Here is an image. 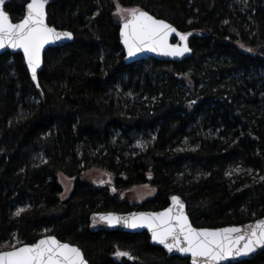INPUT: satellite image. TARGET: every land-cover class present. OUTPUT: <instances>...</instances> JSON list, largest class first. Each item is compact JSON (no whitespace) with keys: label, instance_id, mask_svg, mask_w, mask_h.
<instances>
[{"label":"trees","instance_id":"trees-1","mask_svg":"<svg viewBox=\"0 0 264 264\" xmlns=\"http://www.w3.org/2000/svg\"><path fill=\"white\" fill-rule=\"evenodd\" d=\"M29 1L3 8L16 22ZM117 4L191 33V56L125 63ZM47 14L74 38L45 52L39 87L21 54L0 55V251L51 235L88 264H189L144 232L90 231L89 217L173 196L197 228L264 216V0H49ZM59 174L73 180L66 199ZM145 184L152 198L119 199ZM235 264H264V250Z\"/></svg>","mask_w":264,"mask_h":264},{"label":"snow or ice","instance_id":"snow-or-ice-1","mask_svg":"<svg viewBox=\"0 0 264 264\" xmlns=\"http://www.w3.org/2000/svg\"><path fill=\"white\" fill-rule=\"evenodd\" d=\"M3 3L4 0H0V5ZM47 3L48 0H30L26 15L18 23L11 22L8 14L0 8V48L7 45L13 49H22L33 81L37 79L44 46L55 40H71L73 37L71 32H59L46 23ZM124 12L128 13L129 18L121 15L123 23L120 35L129 57L142 51L157 52L165 56H182L190 51L186 41L191 33L182 34L171 24L155 19L139 8L122 9L117 4L114 15ZM172 33L185 42L183 46L168 43V37ZM171 199L173 207L163 212L133 214L128 218L108 214L99 219L109 225L123 223L130 228L147 227L152 233L153 241L163 245L168 252L176 250L190 253L192 264H218L228 257L244 255L258 246H264V220L245 229L229 227L197 230L189 223L180 198L173 196ZM22 211L20 209L16 215H20ZM11 247L10 251H0V264H86L78 247L61 243L55 237L40 239L33 245ZM115 255L118 258H132L129 253L119 250Z\"/></svg>","mask_w":264,"mask_h":264},{"label":"water","instance_id":"water-1","mask_svg":"<svg viewBox=\"0 0 264 264\" xmlns=\"http://www.w3.org/2000/svg\"><path fill=\"white\" fill-rule=\"evenodd\" d=\"M30 2V1H29ZM28 2V3H29ZM27 3V4H28ZM4 4V3H3ZM3 4L0 5V8H3ZM27 4L25 5V10H24V15L23 17L19 20V21H16V22H13L11 19V22L13 23H18L20 22L24 16L26 15L27 13ZM48 4H49V0H48V3L46 4L45 6V11H46V23L48 24V14H47V9H48ZM144 11V10H143ZM148 13V12H147ZM149 14V13H148ZM151 15V14H149ZM153 16V15H151ZM154 17V16H153ZM10 18V17H9ZM155 19H159V18H156L154 17ZM159 20H163V19H159ZM165 21V20H163ZM166 23H168L167 21H165ZM170 24V23H168ZM50 27H54L50 24H48ZM174 27V26H173ZM55 28V27H54ZM121 28H122V24H121ZM175 28V27H174ZM57 31L59 32H63V31H68V30H61V29H57L55 28ZM176 29V28H175ZM121 31V29H120ZM178 31V30H177ZM70 32V31H68ZM180 32V31H178ZM182 33V32H180ZM184 34V33H182ZM73 38L71 40L67 39V38H62L60 40H55L53 42H50L48 44H46L44 46V48L41 50V65L40 67L37 69V79L36 81H33L32 80V75H31V71L30 69L28 68L27 66V62H26V59L24 57V54H23V51L22 49H13L11 47H8L7 45L4 47V48H0V55L3 54V53H10L12 55L14 54H21L22 57H23V60H24V64H25V67L27 69V72H28V75H29V78H30V81L33 85H35L37 87V84H38V75L39 73L41 72V70L43 69V59H44V54L45 52L49 49V48H57V47H60V46H63V45H66V44H69L73 41ZM168 43L170 45H180V46H183V44L185 42H182L179 40V37L176 36L175 33H172L169 35L168 37ZM187 43V46L189 47V44H188V39L186 41ZM120 45L124 51V55H125V63L129 64V63H134V62H138L142 59H154V60H157V61H162V62H182L186 59H188L190 56H191V50L189 52H186L184 53V55L182 56H165V55H161L157 52H150V51H142V52H139L137 53L135 56H132V57H129L128 54H127V49L124 47V44L122 43V38H121V35H120ZM190 49V47H189ZM113 187H111V195L114 194L115 191H113ZM177 197V196H176ZM172 198V197H171ZM170 198L169 200V203L162 209L160 210H156V211H141V210H138V211H131V212H127V213H116V212H97V213H93L92 215H90L89 217V229L90 231H93V232H102V231H121V232H126V233H131V234H138V233H146L148 238H149V244L152 245V246H155V247H160L166 254V257L167 258H172V257H180V258H184V259H188L189 260V264H192V257H191V254L190 253H181V252H178L176 250H173L172 252H168L167 249L164 248L163 245L161 244H158L156 242L153 241L152 239V233L149 231V229L147 227H138V228H130V227H127L125 224L123 223H119V224H113V225H109L108 223L106 222H103L99 219L100 216L102 215H108V214H113L115 216H119L121 218H128V217H131L133 214H136V215H139L141 213L143 214H150V213H159V212H163L165 211L166 209L170 208V207H173V203H172V199ZM181 202L184 204V212L185 214L187 215L188 219H189V216L187 214V209H186V203L180 198ZM261 220H264V216L262 217H259L255 220H252V221H249V222H246V223H243V224H238V225H227V226H222V227H218V228H197V227H194L189 219V223L192 225L193 228L197 229V230H200V229H208V230H219V229H223V228H229V227H238V228H241V229H245L247 226H250V225H255L258 221H261ZM46 237H54V236H51V235H48V236H43V237H40L36 242H34L33 244L37 243L40 239H43V238H46ZM56 238V237H55ZM57 239V238H56ZM58 240V239H57ZM60 241V240H58ZM61 243H67V242H63V241H60ZM33 244H24V245H33ZM69 244V243H68ZM24 245H20V246H17V247H21V246H24ZM71 245V244H70ZM71 246H75V245H71ZM77 247V246H75ZM12 249H8V250H3V251H10ZM264 250V246H258L255 248L254 251L252 252H249L247 254H244V255H240V256H231V257H228L222 261H219L218 264H235V263H238V262H241V261H246V260H251L253 258H255L256 256H258L262 251ZM81 251V250H80ZM82 253V251H81ZM82 256L84 258V261L86 262V264H88V261L86 260L84 254L82 253Z\"/></svg>","mask_w":264,"mask_h":264},{"label":"rangeland","instance_id":"rangeland-1","mask_svg":"<svg viewBox=\"0 0 264 264\" xmlns=\"http://www.w3.org/2000/svg\"><path fill=\"white\" fill-rule=\"evenodd\" d=\"M122 9H134V8H122ZM116 12H117V5L115 7V13ZM121 15L125 18H129L127 12L117 15L119 24L123 23L121 19ZM84 176H85V179L90 180V181L92 180V182L100 186L102 185H106L107 187L111 186L110 180L107 178V175L99 173L98 171L88 172L84 174ZM57 180L62 185V188H63V192L60 197L61 199H66L72 191L73 180L65 177L62 174H59L57 176ZM117 194L120 200L122 201L125 200L131 204H135L139 201L152 198L155 195V189L151 188L148 184H145L141 186L132 187L129 190H126V191H123ZM16 244L17 242L15 240L11 244H8L9 249H12L11 246L12 245L16 246Z\"/></svg>","mask_w":264,"mask_h":264}]
</instances>
